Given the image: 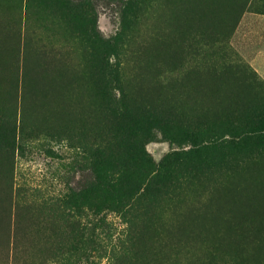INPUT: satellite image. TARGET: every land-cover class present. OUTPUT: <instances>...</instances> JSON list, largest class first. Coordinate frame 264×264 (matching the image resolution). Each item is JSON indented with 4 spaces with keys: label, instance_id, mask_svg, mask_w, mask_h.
Segmentation results:
<instances>
[{
    "label": "rangeland",
    "instance_id": "1",
    "mask_svg": "<svg viewBox=\"0 0 264 264\" xmlns=\"http://www.w3.org/2000/svg\"><path fill=\"white\" fill-rule=\"evenodd\" d=\"M122 8V0H0V264H88L94 249L77 225L90 212L80 202L108 115L91 42L120 33ZM121 37L120 83L151 160L196 148L200 127L233 137L183 167L170 200L136 215L131 246L140 253L96 249L92 264H141L152 256L141 248L161 246L170 254L163 264H264V141L237 137L264 123L254 65L264 53V0H141ZM233 192L237 203L226 206L219 198ZM239 204L257 212L234 218Z\"/></svg>",
    "mask_w": 264,
    "mask_h": 264
},
{
    "label": "trees",
    "instance_id": "2",
    "mask_svg": "<svg viewBox=\"0 0 264 264\" xmlns=\"http://www.w3.org/2000/svg\"><path fill=\"white\" fill-rule=\"evenodd\" d=\"M140 3L141 0H122L121 31L115 38L97 39L95 35L92 36V46L99 48L100 69L97 76L101 84L99 93L102 95L108 115L103 119L101 142L92 150L93 178L84 189V201L81 199L80 202L90 212L84 216V224L77 225H82V231H85L88 243L94 249L88 253V264L93 263L90 255L96 249L104 254L110 253L113 257L124 256L128 251H133L134 254L140 253L138 248L131 246L136 215L139 212H146L148 205L153 201L170 200L173 192L183 183L182 168L188 166L190 170L195 169L198 153L200 157L218 154L219 151L227 148L225 137H233L232 133L211 134L208 133L207 128L200 127L194 136V141L198 142L194 145L196 146L194 149L184 153L168 154L159 163L151 160L145 153L142 120L139 119L138 110L137 113L132 112L128 107L121 87V52L118 49L121 36L133 24ZM248 125V130L245 129L237 137L249 142L264 141V123ZM205 161L206 159L202 163ZM197 163L202 164L198 159ZM234 194L241 193L233 192L219 199L227 201L226 206L228 203L236 204L237 201L231 200ZM74 201L78 202V198ZM109 215L118 217L121 225L124 224L125 227L122 228L121 225L114 227L108 220ZM207 215L209 214H206L204 222L209 221ZM243 215H250V211H245L242 206L241 217L232 216L242 218ZM155 222L157 221H149L145 226L153 225ZM153 231L158 235L160 230L156 228ZM141 250L152 253L151 258L146 256V260H142L141 264H163L170 255L163 254V246L155 250L153 248H141Z\"/></svg>",
    "mask_w": 264,
    "mask_h": 264
},
{
    "label": "crops",
    "instance_id": "3",
    "mask_svg": "<svg viewBox=\"0 0 264 264\" xmlns=\"http://www.w3.org/2000/svg\"><path fill=\"white\" fill-rule=\"evenodd\" d=\"M254 65L258 73L264 78V53H260L255 57Z\"/></svg>",
    "mask_w": 264,
    "mask_h": 264
},
{
    "label": "bare ground",
    "instance_id": "4",
    "mask_svg": "<svg viewBox=\"0 0 264 264\" xmlns=\"http://www.w3.org/2000/svg\"><path fill=\"white\" fill-rule=\"evenodd\" d=\"M0 51H1V48H0ZM3 51V50H2ZM3 53V52H2ZM0 54V56L2 57V56H4L3 54ZM0 60L3 62V60H2V58H0ZM0 66H3L2 65V63H0ZM1 68H0V74H1ZM0 78H1V76H0ZM245 207H246V209L248 210V211H250V214L252 213L251 211L252 210H254V211H256L255 209H256V207H254V205L252 206V205H250L249 206V204H245ZM257 212V211H256ZM259 212H260V210H259ZM255 213V212H254ZM257 214V213H256ZM253 215V214H252Z\"/></svg>",
    "mask_w": 264,
    "mask_h": 264
}]
</instances>
